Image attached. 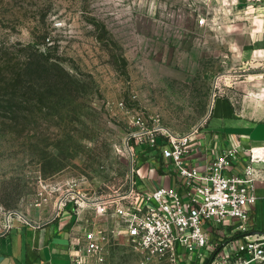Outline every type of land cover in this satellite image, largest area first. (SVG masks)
<instances>
[{"label":"rangeland","instance_id":"1","mask_svg":"<svg viewBox=\"0 0 264 264\" xmlns=\"http://www.w3.org/2000/svg\"><path fill=\"white\" fill-rule=\"evenodd\" d=\"M255 22L237 0H0V227L68 207L103 235L101 253L75 264H142L111 209L73 197L129 189L135 117L185 135L214 98L242 94Z\"/></svg>","mask_w":264,"mask_h":264},{"label":"built area","instance_id":"2","mask_svg":"<svg viewBox=\"0 0 264 264\" xmlns=\"http://www.w3.org/2000/svg\"><path fill=\"white\" fill-rule=\"evenodd\" d=\"M132 124L136 130L127 139L129 189L96 202L75 196L77 205L82 206L79 201L88 203V208L102 216H109L111 209V218L122 225L131 245L143 255L142 264H181L183 259L195 264H264V232L250 226V211L257 202L255 185L264 181V146L248 149L246 166L239 174L226 171L240 162L241 143L220 152L201 173L187 164L192 133L175 135L156 121L149 126L142 117H135ZM137 146L145 147L143 155L154 153L171 164L181 186L146 190L140 185ZM69 192L66 188L61 195L63 208ZM13 225L10 217L0 227V235L10 232ZM74 245L75 261L96 257L103 249L102 232L82 230Z\"/></svg>","mask_w":264,"mask_h":264},{"label":"crops","instance_id":"3","mask_svg":"<svg viewBox=\"0 0 264 264\" xmlns=\"http://www.w3.org/2000/svg\"><path fill=\"white\" fill-rule=\"evenodd\" d=\"M237 3L252 11L256 20L251 43L240 53L241 72L252 74L236 83L242 94L228 89L214 98L208 116L187 133L193 135L187 164L201 173L220 152L241 143L240 162L226 171L239 174L246 166L248 149L264 146V0H237ZM144 158L137 172H140L138 183L146 190L181 186L173 166L162 157L148 153ZM255 194L257 202L250 211V226L254 231L264 232V181L256 183ZM79 221L78 212L68 207L42 224L14 221L11 231L0 235V264H75L74 243L82 232ZM181 264L195 263L183 259Z\"/></svg>","mask_w":264,"mask_h":264}]
</instances>
